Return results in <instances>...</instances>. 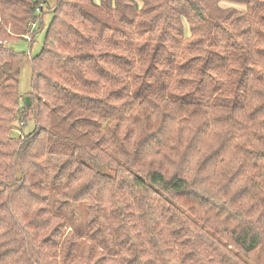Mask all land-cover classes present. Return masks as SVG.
<instances>
[{
	"label": "trees",
	"instance_id": "trees-1",
	"mask_svg": "<svg viewBox=\"0 0 264 264\" xmlns=\"http://www.w3.org/2000/svg\"><path fill=\"white\" fill-rule=\"evenodd\" d=\"M50 2L0 0V41ZM43 46L0 264H264V0H59ZM0 53L16 102L27 55Z\"/></svg>",
	"mask_w": 264,
	"mask_h": 264
},
{
	"label": "rangeland",
	"instance_id": "rangeland-1",
	"mask_svg": "<svg viewBox=\"0 0 264 264\" xmlns=\"http://www.w3.org/2000/svg\"><path fill=\"white\" fill-rule=\"evenodd\" d=\"M59 0H51V2L48 5L44 6L43 12H39L38 18L36 19L34 25H33V31H30L28 35H24V38H20L17 40H12V41H0V44H4L8 47H10L13 51L21 53V54H26L27 58L21 65L19 69V75H18V80H19V97L17 101L15 102V99L10 97V95H5L4 93L0 95V102L2 103L3 106H5L8 109V112L1 114V117L5 119H12V116L17 115V116H22V119L17 118L13 122V125L9 128V124H5L6 126V134L5 132H0V140H2L4 143L3 145H0V151L2 153H8L12 147L9 146L10 144H13L15 142H21L23 141L26 136L29 133H32L35 128V121L34 119L30 116L29 118L23 119V105L26 100V97L28 96L30 98L31 102V78L33 75L32 71V64H31V59L33 56L37 55L43 50V39H44V31L45 29L49 26L52 18H53V12L54 9L57 5ZM222 7H237L239 9L242 8V6L235 5L232 3H227V2H222L221 3ZM40 20H43V30L40 31L37 34H35L36 30L38 27H40L39 22ZM185 23V22H184ZM188 27V24L185 23ZM31 43V44H30ZM1 54L0 53V62H1ZM2 63V62H1ZM0 66H6L9 67L6 63L1 64ZM1 82H4V78H0ZM2 98V99H1ZM7 122V121H6ZM91 139L94 140L95 137L91 136ZM10 140L8 143L7 141ZM2 159H5L4 156L0 157V164H2L4 161Z\"/></svg>",
	"mask_w": 264,
	"mask_h": 264
},
{
	"label": "water",
	"instance_id": "water-1",
	"mask_svg": "<svg viewBox=\"0 0 264 264\" xmlns=\"http://www.w3.org/2000/svg\"><path fill=\"white\" fill-rule=\"evenodd\" d=\"M26 102H27V105L29 106L30 105V98L28 96L26 97Z\"/></svg>",
	"mask_w": 264,
	"mask_h": 264
}]
</instances>
